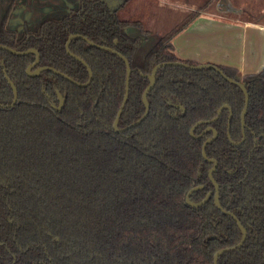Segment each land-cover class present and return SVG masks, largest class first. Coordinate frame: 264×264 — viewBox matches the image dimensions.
Here are the masks:
<instances>
[{
	"label": "trees",
	"instance_id": "1",
	"mask_svg": "<svg viewBox=\"0 0 264 264\" xmlns=\"http://www.w3.org/2000/svg\"><path fill=\"white\" fill-rule=\"evenodd\" d=\"M135 1L0 0V43L35 48L37 66H53L81 83L89 71L67 52L71 34L122 53L132 69L118 122L125 127L144 114L142 96L157 63H198L180 58L173 40L203 11L215 13L218 0H199L161 34L124 16ZM24 14L31 20L15 22ZM70 50L93 71L85 87L50 70L30 76L35 53L0 48V103L14 98L5 71L18 89L17 103L0 107V264H215V253L238 244L243 232L214 202L208 158L218 162L213 176L221 205L247 229L243 245L220 254L218 264H264V68L243 74L216 64L247 88L245 128L239 85L212 68L170 65L156 73L147 117L119 132L113 125L126 93L124 59L80 37ZM57 91L65 98L61 110L51 104L59 102ZM224 104L233 111L234 142L229 109L208 122ZM199 121L194 137L190 130ZM209 126L218 135L206 158ZM198 185L192 201L212 196L193 207L186 195Z\"/></svg>",
	"mask_w": 264,
	"mask_h": 264
},
{
	"label": "crops",
	"instance_id": "2",
	"mask_svg": "<svg viewBox=\"0 0 264 264\" xmlns=\"http://www.w3.org/2000/svg\"><path fill=\"white\" fill-rule=\"evenodd\" d=\"M116 4L119 0H110ZM222 1L221 3H223ZM248 1L227 6L225 13L203 11L173 42L178 56L198 63H213L237 68L243 74L264 68V3L246 6ZM260 15H244L249 9ZM191 9H195L190 4ZM182 7V6H181ZM127 13V10H126ZM125 13V14H126ZM234 15H232V14Z\"/></svg>",
	"mask_w": 264,
	"mask_h": 264
},
{
	"label": "water",
	"instance_id": "3",
	"mask_svg": "<svg viewBox=\"0 0 264 264\" xmlns=\"http://www.w3.org/2000/svg\"><path fill=\"white\" fill-rule=\"evenodd\" d=\"M83 38L85 39L88 43H90L91 45H94L96 47H100V48H103V49H107V50H110L112 52H115L117 53L120 57H122L126 63V66H127V81H126V93H125V97H124V101H123V104L118 112V115L114 121V129L116 131H119V132H123V131H126L128 130L129 128L131 127H134V126H137L139 125L148 115L149 111H150V104L148 102V92L153 88V86L155 85V76H156V73L157 71L164 67V66H183V67H186L188 69H191V70H200L202 68H212L214 70H216L217 72H219L225 79H227L229 82H232V83H235L237 85H239L242 90L244 91V94H245V105H244V109L242 111V115H241V119H242V125L243 127H245L246 125V121H245V117H246V112H247V108H248V104H249V94H248V91H247V88L245 86V84L241 81H238L232 77H229L227 76L223 70L217 66L216 64H213V63H197V64H190V63H187V62H182V61H163V62H160V63H157L153 68H152V71L151 73L149 74V79H150V84L149 86L145 89L144 93H143V102L145 104V112L144 114L142 115V117L134 122H132L130 125H127L125 127H119L118 126V122H119V119H120V115H121V112L124 108V105L127 101V98H128V95H129V90H130V74L132 72V69H131V66H130V62L129 60L127 59V57H125L122 53L118 52L117 50H115L114 48L112 47H109V46H104V45H100L96 42H94L93 40L89 39L88 37H85L84 35H81V34H71L68 38V41L66 43V49H67V52L72 55L73 57L77 58L78 60L82 61L87 67H88V70H89V79L88 81L84 82V83H81V82H78L76 81L75 79H73L71 76H69L68 74H66L65 72L61 71V70H58L57 68L53 67V66H39L35 69H33V67L35 65L38 64L39 60H40V53L37 49H34V48H30V49H27V50H17L15 48H12V47H9V46H6L4 44H1L0 43V48L1 49H4V50H7V51H10L14 54H17V55H23V54H27L29 52H34L36 54V59L35 61L29 65V67L27 68V73L28 75L30 76H37L39 75L41 72L45 71V70H50L54 73H57L61 76H63L65 79L69 80L70 82L78 85V86H87L90 84V82L92 81L93 79V71L92 69L89 67L88 63L86 62V60H84L82 57L74 54L73 52H71L70 50V42L74 39V38ZM115 42H117V40H115ZM5 75H6V78H7V81L8 83L10 84V86L12 87L13 89V92H14V98H13V101L10 103V104H2L0 103V107H11L13 105H15L18 101V89L15 85V83L12 81V79L9 77V75L7 74V72L5 71ZM57 94H58V99H59V104L58 105H53V107L57 110H61L63 108V105L65 103V98L64 96L59 92L57 91ZM180 108H181V113L179 116H182L185 112H186V108L183 106V105H178ZM225 108H228L230 110V114H229V120H228V137L229 139L234 142V140L232 139L231 137V134H230V126H231V119H232V116H233V111H232V108L230 107V105L228 104H224L220 107L219 111H218V114L211 120H208V122H212L214 120H216L223 112V110ZM202 122V121H201ZM200 123L197 122L190 130V133L192 136H195L194 134V129L195 127ZM210 129H212L214 131V135L207 138L206 141L204 142L203 144V155L207 158L206 156V146H207V143L214 140L217 135H218V132L215 128H213L212 126L209 127ZM209 160L211 161H214V165L213 167L210 168L209 170V177L211 179V181L213 182V184L215 185V193H214V202L217 206V208H219L220 210L224 211L225 213L227 214H230L234 217V219L237 221L240 229L242 230L243 232V236L240 240V242L232 247H225V248H222L220 250H218L215 255H214V263L215 264H218V258L220 256V254L228 251V250H231V249H235L241 245H243V243L245 242L246 238H247V229L243 226V224L240 222V220L238 219V217L231 211L229 210H226L223 208V206L221 205V202H220V185L219 183L216 181V179L214 178L213 176V172L214 170L216 169L217 167V160L216 159H211V158H208ZM202 186L201 185H198V186H195V187H192L187 195H186V201L189 205L193 206V207H199L203 204H205L209 199L210 197L212 196V192H209L206 197L201 200V201H198V202H195V201H192L191 200V195L194 191H196L197 189L201 188Z\"/></svg>",
	"mask_w": 264,
	"mask_h": 264
},
{
	"label": "rangeland",
	"instance_id": "4",
	"mask_svg": "<svg viewBox=\"0 0 264 264\" xmlns=\"http://www.w3.org/2000/svg\"><path fill=\"white\" fill-rule=\"evenodd\" d=\"M199 0H136L132 5L127 7V13L125 11V17H133L135 19H143L147 27L153 33H163L171 29L177 22L182 20L191 9L190 4L197 9ZM224 1L222 4L221 2ZM249 2L246 6H254L255 0H248ZM239 0H218L216 3L215 13H225L231 12L227 11V6L236 5ZM259 6L264 3V0H258ZM264 5V4H263ZM182 6V7H181ZM249 9L244 12V15H249L251 17H258L260 15V10ZM232 14V13H230ZM234 15V14H232Z\"/></svg>",
	"mask_w": 264,
	"mask_h": 264
},
{
	"label": "flooded vegetation",
	"instance_id": "5",
	"mask_svg": "<svg viewBox=\"0 0 264 264\" xmlns=\"http://www.w3.org/2000/svg\"><path fill=\"white\" fill-rule=\"evenodd\" d=\"M22 14V13H21ZM20 18V16H18V17H16V19H15V22H20V21H22L23 23H24V21H26V20H28V21H30L31 20V15H28V14H24V20H22V19H19ZM115 40H117V39H115ZM68 41V40H67ZM71 43V42H70ZM30 49V48H29ZM35 49V48H34ZM27 50V49H26ZM30 53V52H29ZM34 53V52H33ZM24 55V54H23ZM36 55V54H35ZM35 59H36V57H35ZM35 61V60H34ZM40 61V60H39ZM32 64V63H31ZM30 64V65H31ZM38 64H39V62H38ZM37 64V65H38ZM37 65H35L34 67H33V69H35V68H37V67H39V66H37ZM42 66H47V65H42ZM29 67V66H28ZM27 67V68H28ZM27 71V70H26ZM89 71V70H88ZM88 81V80H87ZM51 104H52V107H53V105H58L59 104V102L57 103V104H55L54 102H51ZM177 105H181V104H177ZM64 106V105H63ZM185 107V106H184ZM54 108V107H53ZM55 109V108H54ZM228 109V108H227ZM230 111V110H229ZM185 114V113H184ZM183 114V115H184ZM229 120V119H228ZM242 120V119H241ZM243 126V125H242ZM210 127V126H209ZM208 127V128H209ZM213 127V126H212ZM214 128V127H213ZM243 128H245V127H243ZM210 129V128H209ZM214 132V131H213ZM214 135V134H213ZM212 135V136H213ZM194 137H197V135H195ZM211 137V136H210ZM209 138V137H208ZM217 138V137H216ZM215 138V139H216ZM214 139V140H215ZM206 141V140H205ZM213 141V140H212ZM208 144V143H207ZM211 159H214V158H211ZM214 162V161H213ZM217 164H218V162H217ZM213 167V166H212ZM220 185V184H219ZM210 192H212V191H210Z\"/></svg>",
	"mask_w": 264,
	"mask_h": 264
}]
</instances>
